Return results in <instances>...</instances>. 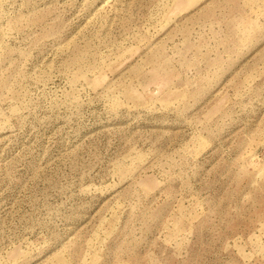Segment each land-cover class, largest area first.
<instances>
[{
  "label": "rangeland",
  "instance_id": "obj_1",
  "mask_svg": "<svg viewBox=\"0 0 264 264\" xmlns=\"http://www.w3.org/2000/svg\"><path fill=\"white\" fill-rule=\"evenodd\" d=\"M0 264H264V0H0Z\"/></svg>",
  "mask_w": 264,
  "mask_h": 264
}]
</instances>
